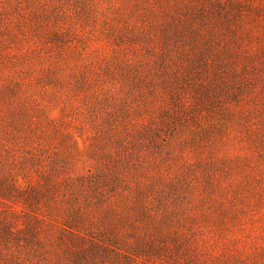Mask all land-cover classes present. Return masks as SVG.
<instances>
[{"label": "rangeland", "instance_id": "obj_1", "mask_svg": "<svg viewBox=\"0 0 264 264\" xmlns=\"http://www.w3.org/2000/svg\"><path fill=\"white\" fill-rule=\"evenodd\" d=\"M210 1L227 67L168 0H0V264H264V0Z\"/></svg>", "mask_w": 264, "mask_h": 264}, {"label": "trees", "instance_id": "obj_2", "mask_svg": "<svg viewBox=\"0 0 264 264\" xmlns=\"http://www.w3.org/2000/svg\"><path fill=\"white\" fill-rule=\"evenodd\" d=\"M170 1V9L173 17L172 29L176 36H183V32H189L192 36V44L193 47L199 53V62L206 65H220L227 67V65L234 63L239 60L238 55L235 53H226L224 54V59L219 58V56L214 55L213 51H215V46H217V42L215 40H209L207 36H203L204 27L207 25V20L205 16V10H198L197 21L193 20L191 15L193 14V8H191L188 0H168ZM191 1V0H190ZM210 0H199L198 4L202 8L204 2H208ZM211 2V1H210ZM215 4L218 7L222 8L223 11L231 10L234 14L240 13V7L242 5V0H216ZM195 16V15H193ZM238 17V15L236 16ZM204 30V31H203ZM206 41V42H205ZM208 41V42H207ZM209 43V46L206 45ZM206 47H203V46ZM203 47V48H202ZM207 48V49H206ZM213 48V49H212ZM213 57L217 60H214Z\"/></svg>", "mask_w": 264, "mask_h": 264}]
</instances>
